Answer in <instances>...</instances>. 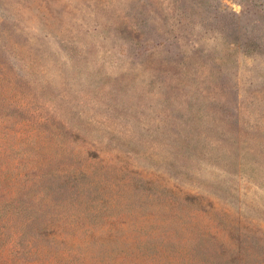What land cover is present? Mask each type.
Listing matches in <instances>:
<instances>
[{
  "label": "rangeland",
  "instance_id": "rangeland-1",
  "mask_svg": "<svg viewBox=\"0 0 264 264\" xmlns=\"http://www.w3.org/2000/svg\"><path fill=\"white\" fill-rule=\"evenodd\" d=\"M264 264V0H0V264Z\"/></svg>",
  "mask_w": 264,
  "mask_h": 264
},
{
  "label": "trees",
  "instance_id": "trees-1",
  "mask_svg": "<svg viewBox=\"0 0 264 264\" xmlns=\"http://www.w3.org/2000/svg\"><path fill=\"white\" fill-rule=\"evenodd\" d=\"M36 264H41V263H36Z\"/></svg>",
  "mask_w": 264,
  "mask_h": 264
}]
</instances>
